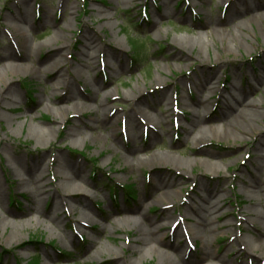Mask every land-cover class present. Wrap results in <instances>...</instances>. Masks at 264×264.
I'll list each match as a JSON object with an SVG mask.
<instances>
[{"label": "rangeland", "instance_id": "rangeland-1", "mask_svg": "<svg viewBox=\"0 0 264 264\" xmlns=\"http://www.w3.org/2000/svg\"><path fill=\"white\" fill-rule=\"evenodd\" d=\"M234 1L0 0V70L9 69L0 73V214L7 208L16 213L7 217L5 225L0 221V264H28L32 259L37 264H220L206 258L204 250L214 258L223 255L231 264H260L261 250L250 247L257 244L258 230L264 228V206L257 204L261 195L252 185L258 160L254 146L264 134V87L255 86L264 66V20L252 24L244 21L247 15L225 24ZM22 15L30 22H24ZM216 16L222 17L225 28L244 21L245 29H233L240 49L233 45L232 53L224 51L233 41L227 30L205 36L212 30L206 24ZM88 34L103 48L91 65L84 64L81 53ZM137 43L144 44L147 57L135 65ZM106 52L120 53L127 68L114 72L104 62ZM7 54L13 57L9 61ZM55 59L63 76L58 79L62 85L56 87L58 80L42 73ZM213 73L218 77L210 82L200 80ZM208 85L214 87L205 90ZM139 87L142 101L151 106L148 115L159 124L138 115L141 132L132 140L125 125L135 112ZM237 90L258 101L262 114L246 135L232 129L226 134L218 127L223 125L225 98ZM72 91L78 96L70 101L50 98L54 92L64 98ZM104 94L110 106L108 118L120 116L113 124L99 121L103 110L98 105ZM197 101H207L206 108L197 109L201 116L205 114L203 126L193 123ZM165 102L172 105L167 119L162 114ZM57 107L66 112L58 114ZM77 122L82 132L71 136L70 128ZM88 122L95 129L85 127ZM40 127L48 132V139L38 138ZM201 127H206L203 133ZM5 147L11 157L44 156L40 170L51 162L44 171L53 186L61 182L55 162L59 153L80 162L95 186L88 195L93 203L88 211L91 221L80 224V214H72L69 208L61 210L60 224L28 212L32 195L28 186L24 190L18 184L17 164L9 162ZM156 182L174 183L175 193L152 198L154 191L163 194L153 189ZM53 186L48 199L39 204L42 212L53 205ZM144 196L151 200L145 219L116 212L124 208L140 212ZM204 196L206 204L220 202V211L226 214L216 223L217 230L197 233L190 221ZM252 213L261 218L249 223ZM145 220L152 227L164 226L159 232L164 234V244L150 243L156 250L145 248L146 256L140 260L141 253L131 254L139 244L130 241L137 230L146 229ZM94 235H100L98 248L92 243ZM179 245L185 250L177 254L171 246Z\"/></svg>", "mask_w": 264, "mask_h": 264}, {"label": "bare ground", "instance_id": "bare-ground-1", "mask_svg": "<svg viewBox=\"0 0 264 264\" xmlns=\"http://www.w3.org/2000/svg\"><path fill=\"white\" fill-rule=\"evenodd\" d=\"M234 9L230 13L231 17H228L225 24L229 22L232 18H240L242 16H247V19L244 21H248L253 24L254 21L258 22L259 20H264V0H236L233 3ZM165 5H167L165 3ZM255 10H259V13H256ZM163 15V16H162ZM162 17L166 16L165 14H161ZM22 20L24 22H30V18L25 17L22 15ZM243 21V22H244ZM243 22H235L232 26V28H225L222 25L224 22L222 21V17H215L212 18L208 24H206V29L211 30L207 31L205 36L210 37L213 34V31L219 32V33H224V31H229L230 34L233 36V41L232 43L228 44L227 47H225L224 51L226 53H232L233 52V45L234 47L240 49L242 46L237 43V40L235 36L233 35V29L241 28L245 29V27L242 25ZM17 32L20 31L21 28H15ZM201 39L200 37H198ZM236 43L234 44V42ZM84 49L81 52L84 56L82 59L84 61V64H90V61L94 60L96 57H99V52L103 50L102 45L99 41L95 39L94 36L91 34H88L85 36V42H84ZM25 46L27 47V42L25 40ZM30 46V45H28ZM208 44L205 42L204 47L207 48ZM251 46V45H250ZM208 49V48H207ZM93 51V52H91ZM107 55L105 57V63L112 68L114 72H117L119 70H124L127 68L128 62H122L121 61V54L118 52H106ZM6 56L8 58V61L10 58L12 59V56H9L7 54ZM217 57L219 56L216 53ZM13 62H9V66ZM33 67L35 66L32 64ZM264 65V64H263ZM61 65H59V61L57 59L53 60V62L49 63L44 67L42 70V73H45L46 75H53L56 80H60V78H63L62 74L60 73L61 70ZM4 72L5 74L9 72L8 68H4V70H0V73ZM214 77H218L216 73H213L212 75L209 76H203L200 80H204L207 82H210L212 79H215ZM256 84L255 86H260L263 85L264 87V66L261 72L258 73L256 76ZM57 81L54 83V86H59L62 85L60 81ZM65 81V78L63 79V82ZM255 86H252L253 88ZM214 85H208L204 87L205 90L210 91L211 88H213ZM235 88V87H234ZM76 92H70L64 96V98L60 97L58 94L55 92L52 94L50 98H57L56 100L59 102L62 101H70L73 97H76L78 95H75ZM95 94L97 92L95 91ZM144 94H142V89L141 87L138 88V92L135 95V105L134 107L135 112L130 113V116L127 118L126 122V130L128 131L130 137H132V140H137V138L140 136L141 132V121L139 120L140 117L138 115H141V119L144 118L148 123H153V124H159L157 121H155L152 116L148 115L147 109H151V106L148 104H145L142 100L141 97ZM96 96V95H95ZM108 98V95L104 94V97L100 100L98 107L102 108V119H99V121H105L113 124L116 122L119 117H109L108 118V110L110 106L107 104L106 99ZM93 99H95L93 97ZM226 104L224 107V110L220 116L221 121L223 122L222 126L220 127L223 132L227 134L228 129L235 130L236 132H240V134H248L249 132H253V125L258 123L260 118L262 117V114L259 110H257V107L259 105L258 101L250 100L248 99V93L240 91L238 92L235 91V93H229L228 97L225 98ZM166 103V110L162 112L164 114V118L167 119L172 116L170 114L169 109L172 108V105L170 106L169 102ZM79 103H76L75 108L77 107V110H79L78 107ZM172 104V103H171ZM207 107V101H197L196 103V108L194 109L195 112V118L193 120L194 124H199L201 125V122L204 121L205 114L204 116H201L198 112V108H206ZM56 112L60 115H63L66 111L64 108L57 107ZM79 112V111H78ZM169 120H166V123H168ZM108 123V124H109ZM87 128L90 129H95V125L92 123L86 124ZM41 132L38 134V138L41 140H46L49 138L48 132L44 130L42 127H40ZM202 129L200 130V133H203L206 129L201 127ZM209 128H213L210 126ZM82 132V128L80 127V123L77 122V124L73 125L70 128L69 134L71 136H76L79 135ZM230 133V132H229ZM197 137L195 138V140ZM254 150L257 153V158L258 160L256 161V168H255V174H256V179L255 182H252L253 187L255 188L256 192L261 195V199H258L257 204L264 206V134L260 136V139L257 141V143L254 146ZM5 153L9 155V162L16 163L17 164V169L16 171L19 172L20 179H18V184L25 190L28 189L32 195V205L30 208H28V212L32 211L34 213H37L39 215L45 216L49 218L52 222H56L57 224H60L63 222V217L61 216V210H64L66 208H69L71 210V213L74 215H77L76 213L80 214V224L81 221L85 222H90L91 221V216L88 213V211L93 210V203H91L90 198L88 195L92 193V189L95 187L93 184V181L89 179V173L85 171V168L80 162L74 161L70 156H67L66 154L59 153L55 159V162L57 164L58 172H59V177H60V183L57 186L51 185V183L47 182L46 180V173H45V166L46 169L50 166L49 161H47L46 165L44 166V169L40 170V166L45 163L46 158L43 156H36V158H31L28 159L27 156H15L12 155L10 150L5 147L4 148ZM135 151V148H132V152ZM138 161L142 163V160L138 158ZM23 173H21L20 171ZM45 170V171H44ZM48 170V169H47ZM47 172V171H46ZM175 185L174 183L171 182H156L154 185L153 189H156L158 191H163V194L160 196L152 194V198L156 197L155 199H158V197L165 198V195L169 194H174L175 191L172 190V186ZM28 186V188H27ZM49 186H53L55 189V197L52 202V207L49 210V212H42L39 208V204L42 202H45L48 199V196H50V191H49ZM210 193L209 195H214V192L208 191ZM204 201L202 203H199L196 206V209H194L193 212V217H191L190 223H194L195 230L197 229V233L202 231L203 233H207L210 231H215L217 230L216 223L219 222V220L226 214L224 211H220L223 207L219 205L220 202L216 201L212 204H206L207 197H203ZM202 198V199H203ZM210 198V197H209ZM141 204H142V209L140 212H135L136 210H130L127 208H124L123 211H118L116 210L117 213L119 214H124L126 213V217L128 218H134L136 217L137 214H140L138 218H146V207L149 206L150 204L149 201L150 199H147L146 196H144L141 199ZM3 199L0 198V207L2 206ZM28 212H23V215H26ZM15 217L16 213L11 211L9 208L6 209V211L3 212V214H0V221L3 222V224H6L7 217ZM250 221L247 220V222L252 223L256 219H260L261 217L258 215H255L252 213L250 216ZM262 221H264V214H262ZM146 221V220H145ZM147 226L146 229H141L137 230L138 235L135 237V239H132L130 242L134 244H139L138 249L134 251V248L131 249V254L133 253H141L140 260L143 259V257L146 256L145 251H143L145 248L148 249V251H155L156 247L153 244L150 243H157V242H162V239L164 237V234L159 233L161 229L164 228L162 225H154L153 227L148 224L146 221ZM20 228L25 229L24 223H21ZM79 224V223H78ZM117 225H120V223ZM86 226V224H85ZM115 227V226H114ZM200 228V229H199ZM199 229V230H198ZM192 231V236L194 239H196V231L189 229ZM260 237L257 238V244H253L251 246V250H256L259 249L261 250V253L258 256V259L260 261V264H264V241L263 236H264V228L258 230ZM100 239V235H94L92 237V243L98 248V241ZM97 243V244H96ZM133 244V245H134ZM162 244H164L162 242ZM96 248V249H97ZM172 250L178 254V252H183L185 250L184 246H171ZM205 251V257L206 258H211L215 261H218L220 264H231L228 262L225 257L218 256L214 258L215 256H212V252L210 253L209 250H204ZM116 256H119L116 254ZM49 260L51 261L53 258L48 256ZM127 262V261H126ZM127 264H131L128 263ZM138 264V263H135Z\"/></svg>", "mask_w": 264, "mask_h": 264}, {"label": "trees", "instance_id": "trees-1", "mask_svg": "<svg viewBox=\"0 0 264 264\" xmlns=\"http://www.w3.org/2000/svg\"><path fill=\"white\" fill-rule=\"evenodd\" d=\"M133 51H134V56H133L132 62H134L135 65L146 62L145 60L147 56H146V52L144 49V44H139V43L134 44ZM117 186L118 185H115L116 188H118ZM113 191L117 192L116 189ZM64 254H65V257L69 258L70 255L68 253L64 252ZM28 264H37V259H32Z\"/></svg>", "mask_w": 264, "mask_h": 264}]
</instances>
